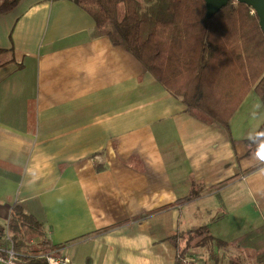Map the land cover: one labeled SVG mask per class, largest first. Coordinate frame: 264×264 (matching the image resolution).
<instances>
[{
    "label": "crops",
    "instance_id": "1",
    "mask_svg": "<svg viewBox=\"0 0 264 264\" xmlns=\"http://www.w3.org/2000/svg\"><path fill=\"white\" fill-rule=\"evenodd\" d=\"M93 29L67 1L20 0L0 16V163L15 170L0 175V234L17 204L72 264H174L175 234L205 226L229 244L264 227V104L253 90L223 127ZM233 228L242 234L222 240ZM227 248L219 263L195 252L230 264Z\"/></svg>",
    "mask_w": 264,
    "mask_h": 264
},
{
    "label": "trees",
    "instance_id": "2",
    "mask_svg": "<svg viewBox=\"0 0 264 264\" xmlns=\"http://www.w3.org/2000/svg\"><path fill=\"white\" fill-rule=\"evenodd\" d=\"M19 1L0 0V16L11 12ZM52 1H67L79 7L94 22L93 37L107 38L112 46L122 47L165 91L223 127L251 90L264 104V36L257 16L244 4L228 3L206 18L203 0ZM119 4L124 7L121 20L117 18ZM246 145L248 154L258 151L254 139ZM13 171L0 163L4 178H11ZM200 196V188H196L174 205ZM138 219L141 217L134 221ZM6 230L24 264H45L34 257L55 251L42 225L17 204L11 207ZM35 237L39 243L30 244ZM168 241L176 250L174 264H200L195 250L211 242L217 249L232 247L252 252L255 261L264 264L263 226L229 244L214 238L205 226L175 234Z\"/></svg>",
    "mask_w": 264,
    "mask_h": 264
},
{
    "label": "rangeland",
    "instance_id": "3",
    "mask_svg": "<svg viewBox=\"0 0 264 264\" xmlns=\"http://www.w3.org/2000/svg\"><path fill=\"white\" fill-rule=\"evenodd\" d=\"M123 13H124V7L122 4H119L118 7H117V18L118 20H121L122 17H123ZM11 189V188H10ZM8 190L7 194L6 195H9L11 193V190ZM1 190V189H0ZM232 223L233 220L230 219L228 223H225V224H229V223ZM7 224V223H6ZM234 224V223H232ZM0 225L3 227L4 226V223H0ZM217 230V229H216ZM215 229H212L210 234L212 236H216L218 237L217 235V232H216ZM234 228L232 229V233H230L229 235L226 236V231L225 233L223 234L222 233V240H225V242H229L230 240L236 238L237 236H239L240 234H242L241 230L238 229V231H240V233H237L238 231H235L234 232ZM10 235V234H9ZM37 237L33 238V240L35 241ZM219 238V237H218ZM31 242V240H30ZM208 250H211L210 252H208ZM224 250H218L215 245L211 244L208 246H205L203 249H202V255H203V258L206 259L205 256H207V253H211V252H217L216 256L218 259L220 257V255L222 254ZM223 256L226 257L231 263L230 264H258L256 261H255V258H254V253L252 252H244V251H238L236 250L235 248H227L225 250V252L223 253ZM217 259V262L219 263L220 262V259L218 260ZM218 263H214V264H218ZM222 263V262H221ZM220 263V264H221ZM229 264V263H228Z\"/></svg>",
    "mask_w": 264,
    "mask_h": 264
},
{
    "label": "built area",
    "instance_id": "4",
    "mask_svg": "<svg viewBox=\"0 0 264 264\" xmlns=\"http://www.w3.org/2000/svg\"><path fill=\"white\" fill-rule=\"evenodd\" d=\"M34 259L43 261L45 264H72L68 259L57 256L54 251L40 254L34 257ZM0 264H24L19 260L18 254L14 250L13 242L6 229L0 234Z\"/></svg>",
    "mask_w": 264,
    "mask_h": 264
},
{
    "label": "water",
    "instance_id": "5",
    "mask_svg": "<svg viewBox=\"0 0 264 264\" xmlns=\"http://www.w3.org/2000/svg\"><path fill=\"white\" fill-rule=\"evenodd\" d=\"M206 18H211L228 3L235 2L249 7L258 18V25L264 36V0H203Z\"/></svg>",
    "mask_w": 264,
    "mask_h": 264
},
{
    "label": "snow or ice",
    "instance_id": "6",
    "mask_svg": "<svg viewBox=\"0 0 264 264\" xmlns=\"http://www.w3.org/2000/svg\"><path fill=\"white\" fill-rule=\"evenodd\" d=\"M261 157L264 158V152L261 153Z\"/></svg>",
    "mask_w": 264,
    "mask_h": 264
}]
</instances>
